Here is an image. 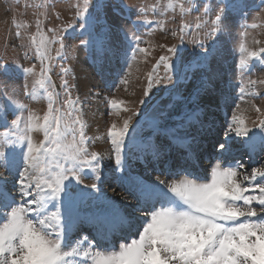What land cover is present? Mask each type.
<instances>
[{"label": "snow or ice", "instance_id": "6c2138e0", "mask_svg": "<svg viewBox=\"0 0 264 264\" xmlns=\"http://www.w3.org/2000/svg\"><path fill=\"white\" fill-rule=\"evenodd\" d=\"M191 3L190 8L180 3V11L187 15L203 7L204 15L214 13L207 35L215 34L219 39L228 30L230 5L225 0L217 3L191 0ZM90 6L91 0H85L77 16L88 21L81 27L92 35L90 29L95 18L89 12ZM95 6L104 7L99 3ZM175 6L171 0L167 5L170 9ZM123 7L133 10L127 4ZM135 11L137 15L146 14V9L140 6ZM42 23L37 19L36 30L41 38L30 37L42 65L41 78L35 82L39 90L34 86L24 95L33 101L45 99L47 110L40 114L11 96L8 97L13 108L11 113L0 105V167L14 174L12 188L19 196L17 199L7 189L8 181L0 173V264H264V167H253L249 173L231 149L234 134L244 138L243 145L250 156L257 149L264 152V119L253 132L245 119L233 114L224 143L217 142L215 163L201 172L190 163L192 152L187 135L180 136L198 118L197 112L179 108L172 125H154V136L149 137V163L154 171H161L168 179L156 176L146 181L134 175L129 165L130 150L126 142L132 126L129 116L121 127L113 122L107 129L115 163L106 164L104 154L90 151L88 147L91 138L86 136L87 124L80 115L82 108L77 107L80 101L78 97L73 98L67 79L61 82L66 99L57 106L56 97L61 92L55 90L50 75L53 66L48 63L51 57L47 48L59 43L62 49L63 38H49L42 31ZM144 23L160 25V21L145 20ZM13 24L15 35L20 38L22 25L15 20ZM190 27L182 23L180 30ZM196 27L201 25L198 23ZM110 32L111 29L105 31L102 38L92 35L83 44L89 48L95 46L102 56L115 54ZM133 39L138 42L139 38ZM138 50L148 52L147 48ZM168 51L175 53L176 49L173 46ZM241 51L247 52V48L241 46ZM202 56L205 62H210L214 52L209 49ZM250 56L259 57L264 66V47L259 52L252 51ZM57 58H63L62 52H57ZM160 62L168 70L174 67L170 56L160 57ZM239 64L241 71H251L246 60L241 59ZM20 67L26 77L36 72L34 65ZM6 70V67L0 68V71ZM69 71L61 67L62 76ZM121 83L126 85L128 81L122 78ZM248 83L255 87L264 84V80L249 79ZM151 87L150 73L148 91ZM240 91L243 99L246 94L243 88ZM124 103L115 98L107 100L109 109L117 110V114L120 110H129L123 107ZM176 108L177 104H173L170 110ZM256 111L261 109L257 107ZM35 133H42L43 139L37 142ZM156 136L166 140L167 145L157 144ZM173 147L188 149L181 157L184 163L171 158ZM106 168L111 172V179L133 194L134 204L126 199L117 203L102 194L99 182ZM84 175L95 182L84 184ZM77 223L97 227L87 234L78 229L81 234L74 237L73 228ZM117 232L119 241H109V234Z\"/></svg>", "mask_w": 264, "mask_h": 264}, {"label": "rangeland", "instance_id": "374dc122", "mask_svg": "<svg viewBox=\"0 0 264 264\" xmlns=\"http://www.w3.org/2000/svg\"><path fill=\"white\" fill-rule=\"evenodd\" d=\"M169 2L170 0H91L89 12L95 18L90 29L92 35L102 38L104 32L111 29L109 38L115 54L102 56L95 46L89 48L83 44L92 39L89 31L81 27L88 21L77 16V12L85 6V0H0V68L7 69L0 71V105L11 113L13 108L8 100L11 96L40 114L47 110L45 99L33 101L24 95L26 90H31L34 86L38 89L35 82L41 78L39 73L42 65L36 45L30 40L32 35H37V40L41 38L36 30V21L39 19L43 22L42 31L49 38H63L62 49L59 43H53L47 48L51 57L48 63L53 66L50 75L55 90L61 92L56 97L57 106H61L66 99L61 82L67 79L73 98L78 97L80 101L77 107L82 108L80 115L87 124L86 136L91 138L88 147L90 151L104 154L106 164L115 163L107 129L113 122L118 128L121 127L123 120L129 116L132 118L126 141L130 150L129 165L134 175L138 174L146 181L154 179L155 174H160L159 177L164 180L168 177L156 173L140 160L141 145L146 138L149 140L150 136H154V125H169L174 121L175 112L181 107L186 112L196 111L197 114L208 117L206 123L209 126L212 120L218 122L214 126L217 139L209 144L213 151L219 146L217 142H224L233 114L245 119L253 132L257 131L260 120L264 119V84L253 87L248 81L264 80V66L261 65L260 58L250 56L252 51L259 52L264 47V0H225L230 5L227 21L229 28L219 39L215 34L207 35L212 27L210 19L214 13L204 15L201 7L199 11H191L185 15L180 11L179 4L183 3L186 8H190L191 0H171L176 5L172 9L167 7ZM210 2L217 3L219 0ZM97 3L104 7H96ZM124 4L132 6L133 10L124 8ZM136 6L145 8L146 14L137 15ZM220 6L223 7L224 4ZM14 20L22 25L19 29L22 33L20 38L15 35ZM145 20L160 21V25L145 24ZM182 23L191 27L181 31ZM198 23L200 28L196 27ZM253 24L257 27H251ZM52 28L56 31H49ZM173 32L177 34L173 35ZM134 37L139 38L138 42ZM173 46L175 53L168 51ZM241 46L246 47L247 52L241 51ZM142 48H147L148 52L138 50ZM209 49L213 50L214 58L205 62L202 53ZM58 51L62 52L63 58H57ZM162 56L171 57L174 64L171 70L160 62ZM241 59L248 62L251 71L240 70ZM157 63L159 67H156ZM33 65L35 74L26 77L20 66ZM61 67L70 69L66 76L61 75ZM150 73L152 87L148 91ZM169 76L172 77L171 81L168 80ZM122 78L128 81L126 85L121 83ZM241 88L246 94L243 99L240 98ZM252 92L259 94L250 95ZM111 98L123 100V107L129 110H120L119 114L117 110H110L108 104L107 107L105 104ZM141 100L144 101L143 104L140 103ZM173 104H177V108L170 110ZM64 107L66 110V106ZM257 107L261 109L260 112L256 111ZM95 124L101 125L99 128L103 130L102 134L94 132L98 130ZM193 125L203 129L199 128V122H194ZM187 132L196 133L191 129H187ZM34 138L39 142L43 139V134L35 133ZM155 138L161 139L159 136ZM243 139L233 134L231 145L243 148L237 158L245 169L250 173L253 167H264V152L260 151L258 160L252 162L251 157L246 155ZM215 156H211L203 165L214 162ZM176 159L180 161L181 156L178 155ZM0 173L8 181L7 189L19 199L12 188L14 174L3 167H0ZM110 175L107 168L102 173L104 178L99 182L102 194L117 203L126 199L134 204L132 197L124 193L127 189L118 185ZM82 179L84 184L95 182L88 175L82 176ZM81 228L84 234L92 231L90 226L84 225ZM80 234L77 230L74 237H79Z\"/></svg>", "mask_w": 264, "mask_h": 264}, {"label": "bare ground", "instance_id": "6f19581e", "mask_svg": "<svg viewBox=\"0 0 264 264\" xmlns=\"http://www.w3.org/2000/svg\"><path fill=\"white\" fill-rule=\"evenodd\" d=\"M99 102V101H97ZM104 103V102H103ZM101 103L99 102V105ZM101 106V105H100ZM105 106L107 107V103L105 104ZM102 107V106H101ZM105 110V108H104ZM198 115V118H194L193 121L191 122L190 126H188L186 128V131L185 132H181L182 136L181 137H184L185 135H187L188 137V143H189V147L191 149V152H192V159L190 161L191 165L195 166V168L199 169L201 172H203L205 169H208L210 168V166L215 163L214 162H209L206 164L203 165V163H205V161L211 159V156L213 155H216V153L218 152L219 150V146L216 148V150H212L211 147L209 146V144L211 142H213L214 140L216 141L217 139V134L215 133V124L218 125V122H216L215 120H212V123L210 124V126L206 123L208 117H205V116H201V113L200 115ZM97 121V118L95 119V123ZM209 121V120H208ZM196 123V122H199V128H203L201 130L197 128V126L193 125V123ZM210 122V121H209ZM172 123H174V121H171L169 123V125H172ZM96 127L98 128V130L94 131L95 133H101L103 132V130H101L99 127H101L100 124H95ZM187 129H191L192 131L196 132V133H188L187 132ZM102 134V133H101ZM99 137V136H98ZM150 137H153V136H150ZM156 143L157 144H160V145H167V142H163L161 139H156ZM147 141V142H146ZM204 141H206V143H203ZM146 142V143H144ZM143 142V144L141 145V149H140V160H142V162L144 164L147 165V167L149 166L150 168H152V170L154 171L153 167L151 166V164L149 163V159H150V144H149V140H146ZM224 143V142H222ZM234 143V142H233ZM236 145V143H234ZM232 146V145H231ZM243 146V145H242ZM235 148H239L238 146H232L231 149L233 150H236ZM232 150V154L234 153ZM188 151V149L186 148H183V147H173L172 150H171V158L173 160H177L176 157L178 155H180L181 157ZM260 150L257 149V152L253 155H251V159L255 162L258 160V154H259ZM206 153V155H205ZM205 155V156H204ZM247 155H249L248 151H247ZM255 156V158H254ZM202 158V159H201ZM205 158V159H203ZM183 160V159H182ZM149 163V164H148ZM258 163V162H257ZM135 167V166H134ZM148 167V168H149ZM156 173H161L163 174L161 171H155ZM160 175V174H159ZM158 175V176H159ZM165 175V174H164ZM111 176V175H110ZM157 174L154 175V177H156ZM163 177V176H162ZM166 177V175H165ZM107 178V177H105ZM108 179V178H107ZM168 179V178H167ZM108 181H112V180H109ZM126 190V189H125ZM124 193H127L128 195H130V197H132V199L134 200V203L136 202L135 200V197H133V194L130 193L128 190H126V192ZM119 196V195H118ZM94 226V225H93ZM97 227V226H96ZM73 232H75L74 228H73ZM74 234V233H73ZM108 240H112L113 242H117L119 240V237L115 235H112V234H109L108 236Z\"/></svg>", "mask_w": 264, "mask_h": 264}]
</instances>
